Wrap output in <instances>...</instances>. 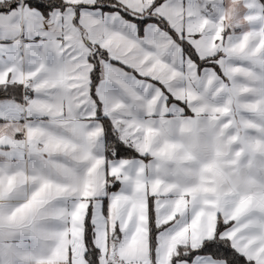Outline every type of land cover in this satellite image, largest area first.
<instances>
[{
	"label": "snow or ice",
	"instance_id": "1",
	"mask_svg": "<svg viewBox=\"0 0 264 264\" xmlns=\"http://www.w3.org/2000/svg\"><path fill=\"white\" fill-rule=\"evenodd\" d=\"M0 264H264V0H0Z\"/></svg>",
	"mask_w": 264,
	"mask_h": 264
}]
</instances>
